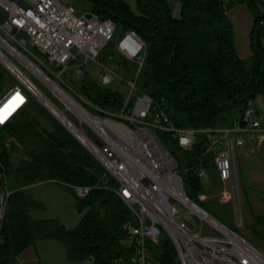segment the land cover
<instances>
[{
    "label": "trees",
    "instance_id": "obj_1",
    "mask_svg": "<svg viewBox=\"0 0 264 264\" xmlns=\"http://www.w3.org/2000/svg\"><path fill=\"white\" fill-rule=\"evenodd\" d=\"M84 1L99 18L111 20L115 32L133 30L144 41L146 55L138 89L155 100L175 127L203 130L228 127L236 120L245 125V109L256 96L264 98L259 0H179V20L171 18L166 0H136L137 14L124 0ZM237 5L245 6L253 19L251 54L246 59L238 55L229 19V11ZM106 57L104 49L99 60L103 62ZM108 60L123 71L125 79L131 78L132 65L118 55H109ZM72 85L105 111L116 113L122 107L124 96L118 90L102 87L89 78ZM6 136L21 149L17 165L11 159ZM161 138L178 164L187 196L204 208L196 198L202 180L191 168L200 162L206 137L196 134L190 149L179 148L166 135ZM205 167L213 169L210 158ZM105 174L101 165L34 101L12 122L0 127V189L9 192L0 219V264H17L18 256L37 240L62 243L71 261L92 258L94 264H136L130 244L126 245L128 230L136 225V219L123 201L103 188L104 179L109 180L108 186H115ZM44 181L65 189L62 183L93 188L85 198L75 196L78 209L88 211L72 229L55 220L31 218L30 212L38 204L25 195L24 188ZM261 202L264 204V190ZM254 225H261L264 232V215L256 217ZM147 247L153 264H180L164 234Z\"/></svg>",
    "mask_w": 264,
    "mask_h": 264
},
{
    "label": "built area",
    "instance_id": "obj_2",
    "mask_svg": "<svg viewBox=\"0 0 264 264\" xmlns=\"http://www.w3.org/2000/svg\"><path fill=\"white\" fill-rule=\"evenodd\" d=\"M166 2L171 18L179 20L180 1ZM257 25L264 37V0H259ZM114 35L111 20L91 11L78 16L66 0H0V87H7L0 98V127L34 101L101 165L115 182L111 187L104 179L103 188L123 201L136 219L128 230L136 264H153L147 244L157 243L163 234L180 264H264V255L251 243L187 196L178 164L161 138L166 135L179 148L190 149L196 134L205 136L200 162L191 170L207 180L205 163L210 158L238 198L236 153L248 141H264L259 115L250 105L242 115L245 125L236 120L228 127L203 130L175 127L155 100L138 89L146 45L135 31L121 33L115 45V54L134 68L131 78L119 74L116 64L99 60ZM87 63L98 64L100 86L116 79L126 84L128 93L119 112L105 111L72 85L83 76ZM62 185L79 199L93 189ZM8 196L4 190L0 219ZM83 264L94 261L89 258Z\"/></svg>",
    "mask_w": 264,
    "mask_h": 264
},
{
    "label": "rangeland",
    "instance_id": "obj_3",
    "mask_svg": "<svg viewBox=\"0 0 264 264\" xmlns=\"http://www.w3.org/2000/svg\"><path fill=\"white\" fill-rule=\"evenodd\" d=\"M66 1L73 6L78 16L91 11V5L84 0ZM124 1L129 5L131 11L137 14L136 0ZM229 19L232 22L234 43L238 55L246 59L251 54L249 35L253 21L252 15L245 6L237 5L229 11ZM120 34L119 31H116L113 42L105 48L107 57L103 62H110L108 60L109 55L117 56L115 54V45ZM42 60L45 61L43 57ZM83 71L84 74L77 79L78 82L81 78H89L98 83L99 66L97 63H87ZM118 73L123 74L120 69ZM65 78L70 81L72 76L70 73H67ZM32 79L34 78L32 77ZM35 81L50 96L44 86L39 81ZM107 88L118 90L124 97L128 93L126 84L118 79L107 86ZM6 90V86L0 87V98ZM251 106L259 111V119L264 123V98L260 95L256 96L251 101ZM39 120L44 125L46 124L42 117ZM45 127L49 128L47 124ZM6 144L11 151L13 164L17 165L21 159L19 145L13 138L7 136ZM251 145L247 144L243 146L236 153L235 166L238 182V198L232 192L230 183L222 181L215 169L208 170V179L202 180L203 187L196 194V198L203 203L204 209L207 212L227 227L235 230L264 255V232L261 225H254L255 218L264 215V204L261 202V194L264 190V148L260 150L256 149V144ZM24 193L38 204L30 212L31 218L35 221L55 220L66 229H72L88 211L87 208L79 210V200L75 195L55 182L44 181L27 186L24 188ZM2 194L3 190L0 189V199ZM126 245H129L128 241ZM37 247L40 249L39 245ZM52 257V264H62L59 262L60 258L62 260V255L59 257L58 253H54ZM47 261L48 259L45 262L47 263Z\"/></svg>",
    "mask_w": 264,
    "mask_h": 264
},
{
    "label": "crops",
    "instance_id": "obj_4",
    "mask_svg": "<svg viewBox=\"0 0 264 264\" xmlns=\"http://www.w3.org/2000/svg\"><path fill=\"white\" fill-rule=\"evenodd\" d=\"M258 118H259V116H258ZM258 120H260V119H258ZM244 136L248 140V135L244 134ZM247 144H252V145L256 144V149H260V150H262L264 148V141L259 144V143H256V140H252V141H248V143L246 142V144L243 146H246ZM241 148H239V150ZM51 182H53V181H51ZM40 242H44V243L40 244ZM38 245L40 246V249L37 247ZM54 253H56V254L58 253L59 257L61 255L63 256L62 260H61V258L59 260V262L62 264H83V262H80V261L68 260L66 258V251H65L64 245L62 243L54 241V240H39V241L37 240L34 245L25 249L18 256L17 264H43V263L44 264H52L53 263V257L52 256ZM46 259H48L47 263L45 262Z\"/></svg>",
    "mask_w": 264,
    "mask_h": 264
},
{
    "label": "snow or ice",
    "instance_id": "obj_5",
    "mask_svg": "<svg viewBox=\"0 0 264 264\" xmlns=\"http://www.w3.org/2000/svg\"><path fill=\"white\" fill-rule=\"evenodd\" d=\"M0 122H3V117H0Z\"/></svg>",
    "mask_w": 264,
    "mask_h": 264
},
{
    "label": "water",
    "instance_id": "obj_6",
    "mask_svg": "<svg viewBox=\"0 0 264 264\" xmlns=\"http://www.w3.org/2000/svg\"><path fill=\"white\" fill-rule=\"evenodd\" d=\"M255 111H256V116H258L259 114H258V111H257V109H255Z\"/></svg>",
    "mask_w": 264,
    "mask_h": 264
}]
</instances>
